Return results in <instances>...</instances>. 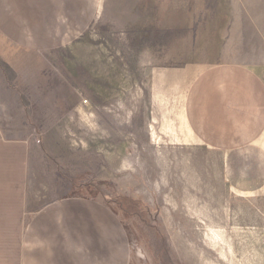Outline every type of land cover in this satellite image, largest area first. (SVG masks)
<instances>
[{
	"label": "rangeland",
	"instance_id": "374dc122",
	"mask_svg": "<svg viewBox=\"0 0 264 264\" xmlns=\"http://www.w3.org/2000/svg\"><path fill=\"white\" fill-rule=\"evenodd\" d=\"M91 2L0 49V124L33 142L38 210L80 200L113 264H264V137L211 150L184 114L212 66L264 79V0Z\"/></svg>",
	"mask_w": 264,
	"mask_h": 264
},
{
	"label": "crops",
	"instance_id": "0c3cea01",
	"mask_svg": "<svg viewBox=\"0 0 264 264\" xmlns=\"http://www.w3.org/2000/svg\"><path fill=\"white\" fill-rule=\"evenodd\" d=\"M93 7L91 0H0V30L8 37L0 34V49L4 40L31 46L33 29L57 27L49 21ZM184 108L188 127L211 150L233 152L264 137V79L249 66L206 69L192 83ZM32 152V141L0 124V264H113L105 256L113 232H81L80 200L38 210L29 189Z\"/></svg>",
	"mask_w": 264,
	"mask_h": 264
},
{
	"label": "bare ground",
	"instance_id": "6f19581e",
	"mask_svg": "<svg viewBox=\"0 0 264 264\" xmlns=\"http://www.w3.org/2000/svg\"><path fill=\"white\" fill-rule=\"evenodd\" d=\"M187 126V128H188V125H186ZM190 129V128H189ZM191 132H192V130H190Z\"/></svg>",
	"mask_w": 264,
	"mask_h": 264
}]
</instances>
